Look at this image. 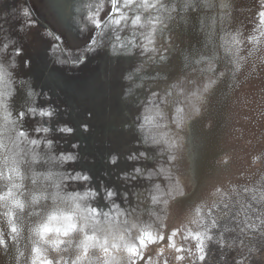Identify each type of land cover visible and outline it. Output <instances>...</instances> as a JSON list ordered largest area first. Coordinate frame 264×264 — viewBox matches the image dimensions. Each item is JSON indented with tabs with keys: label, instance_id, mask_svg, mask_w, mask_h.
Here are the masks:
<instances>
[{
	"label": "rangeland",
	"instance_id": "rangeland-1",
	"mask_svg": "<svg viewBox=\"0 0 264 264\" xmlns=\"http://www.w3.org/2000/svg\"><path fill=\"white\" fill-rule=\"evenodd\" d=\"M163 3L176 11L156 25L148 44L146 29L131 26L134 14L124 0L119 13L111 0H0V45L15 41L0 59L9 62L13 49H22L19 67L11 70L10 109L14 116L33 106L54 113L51 118L26 114L18 131L39 139L44 134L34 129L43 123L52 129L47 138L54 142V153L78 154L61 170L86 172L91 180L68 181L67 190H93L97 195L88 203L101 221L131 219L155 237L173 215L189 216L198 233L207 231L212 238L204 239V260L197 248L185 264H264V117L259 118L264 113V51L253 52L237 71L220 47L226 31L251 33L261 5L259 0ZM124 12L127 25L122 20L105 27L110 17L119 19ZM117 35L123 46L113 48ZM94 40L99 41L95 46ZM250 47L240 54L247 56ZM221 71L225 75L211 91L194 101L200 115L188 123V114H180L187 131L177 158L158 154L148 132L138 127L144 115L159 105L171 117L182 89L191 92ZM7 79L0 71V91ZM164 99L168 102L161 103ZM4 115L0 109V123ZM63 126L73 132H60ZM40 151L48 150L41 145ZM113 155L116 163L110 162ZM176 185L182 196L164 194ZM108 191L116 195L109 197ZM151 195H159L160 202L153 204ZM0 232L9 241L6 251L0 249V264H16L17 246L27 244V221L19 245L2 216ZM143 254L151 256L152 264H180L175 257L185 253L161 255L157 243Z\"/></svg>",
	"mask_w": 264,
	"mask_h": 264
},
{
	"label": "clouds",
	"instance_id": "clouds-1",
	"mask_svg": "<svg viewBox=\"0 0 264 264\" xmlns=\"http://www.w3.org/2000/svg\"><path fill=\"white\" fill-rule=\"evenodd\" d=\"M261 9L258 12L259 22L254 26L251 33L244 36L242 32L226 31L220 37V47L228 54V63L235 70H239L241 62L245 61L253 52L264 51V0H259ZM124 6V4H123ZM191 6V5H189ZM133 16L131 26H139L146 29L144 39L148 44L153 42V34L156 25L164 21L176 11L175 6H167L163 0H132L128 5ZM148 14L145 16V14ZM137 17L139 20L137 21ZM127 25V12L121 14ZM120 25L115 19L109 18L105 27ZM117 43L113 48L121 46L120 37L116 36ZM15 43L9 40L0 45V54L8 52ZM248 48L247 56L240 53ZM147 47V45H143ZM14 55L9 62L0 59V71L7 76L0 91V109H3L4 121L0 123V216L10 229L11 240L19 245L22 238L25 221H27V244L16 248V264H107L112 257H118L123 253L125 242L133 243L143 225L131 219H121L109 223L101 221L98 214H94L96 208L88 203L90 198L97 195L93 190L85 188L83 191H68L67 182H87L91 177L80 171L64 172L61 169L68 163H74L78 159L75 152L56 154L52 150L54 142L48 139L52 131L50 126L39 124L34 131L44 135L30 138L27 131H18V124L25 115L41 116L47 113V118L53 117V111L48 108L38 109L29 107L27 111H20L14 116L9 106L11 96L14 94L11 87L12 69L18 68L16 59L22 55V49H13ZM112 54H116L112 52ZM25 60V67L28 66ZM214 71V66L210 69ZM225 75L224 71L209 75L198 88L191 92L181 90V98L176 102L171 115L161 109L159 105L152 114H145L139 129L148 132L147 139L154 146H158V154H170V159L175 160L183 149L184 133L187 131L185 123H180V114H188L187 122L190 123L200 115L201 107L194 103L200 97L209 93L211 89ZM31 95V93H29ZM155 95V94H154ZM167 99L161 103H167ZM86 129V126H84ZM71 129L72 131H65ZM60 132L72 133L73 129L68 126L59 128ZM23 145V147H21ZM41 145L47 151H40ZM78 144L72 147L78 148ZM173 149L175 153L173 154ZM118 157H110L111 163H116ZM37 165H44L43 170H37ZM27 187H26V183ZM109 197L116 195L114 191H108ZM93 210L90 212L89 210ZM96 236V240H89V236ZM109 248L105 253L101 245ZM114 245H119L121 251L117 252ZM9 241L4 239V232H0V249L7 250ZM87 253V254H85Z\"/></svg>",
	"mask_w": 264,
	"mask_h": 264
},
{
	"label": "snow or ice",
	"instance_id": "snow-or-ice-1",
	"mask_svg": "<svg viewBox=\"0 0 264 264\" xmlns=\"http://www.w3.org/2000/svg\"><path fill=\"white\" fill-rule=\"evenodd\" d=\"M132 2V0H124V7H128V5ZM120 0H111V5L112 8L115 9L118 13L120 12ZM24 15L28 16L29 13L27 10L24 11ZM139 20V17H137V21ZM122 19H115V23L116 24H121ZM94 23L96 24L97 27H101V23L100 21H94ZM102 35V34H101ZM99 43L98 40H94L92 41V44L95 46ZM123 46V45H121ZM91 50V49H89ZM80 57L77 56L75 57V61H79ZM41 116L46 117L47 113L41 112L40 113ZM178 120L180 123H184V118L182 115H179ZM65 131H72L71 129H66ZM161 173H164L166 170L165 169H161L160 170ZM137 173H140L141 170L140 169H136ZM149 177H151V173L148 174ZM156 192L159 193L160 192V188L159 185L156 186ZM165 195L172 197V196H182L184 193L182 191H180V188L178 185L176 186H170L169 190L164 193ZM110 196V194H108ZM151 201L153 204H158L160 202V197L159 195H151ZM90 212H92L93 210H89ZM197 215H199L200 213V209L198 208L197 210ZM211 211V210H209ZM94 214H98L97 210H95ZM107 215V214H105ZM195 222V221H194ZM211 226L213 228L216 227V220H212L211 222ZM178 234L177 231H173L169 237H165L163 235H160L159 232H157L156 236L154 237L153 234L148 231L147 228H142L139 232H137L136 238L134 239L133 243H127L125 242L123 245V253H127L126 256H122L119 259L117 257H112L110 260L107 261V264H121V260L124 261V264H138V262H144V264H152V258L151 256H145L143 254L144 250H146L149 247V244L152 245H156L158 242L160 241H165L167 239V241L169 242L170 246L176 251V252H184L185 249L182 247H178L176 245V243L174 242L175 236ZM212 237L210 235L207 234V231H205L204 233H196V235L194 236V239L197 242V248L200 252V256L199 259L200 260H204L205 256H204V239H208L210 240ZM89 240H96L97 237L96 236H89L88 237ZM107 244V240H105L104 245H101L102 250L105 253H108L110 250L109 248H107L105 245ZM114 247L116 248L117 252L121 251V247L119 245H114ZM190 251V250H188ZM87 254V253H85ZM161 255H163V253H160ZM177 260H183L184 257L183 256H176L175 257ZM48 264H51V262L49 261ZM164 264H167V261L164 262Z\"/></svg>",
	"mask_w": 264,
	"mask_h": 264
},
{
	"label": "bare ground",
	"instance_id": "bare-ground-1",
	"mask_svg": "<svg viewBox=\"0 0 264 264\" xmlns=\"http://www.w3.org/2000/svg\"><path fill=\"white\" fill-rule=\"evenodd\" d=\"M177 207L172 208L176 210ZM193 220L188 216L183 215H173L172 219L166 224L165 229L160 235L165 236L166 238L170 236L173 231H177L178 234L175 236L174 242L178 247L185 249L184 251V261L178 260L177 263L185 264V260L189 259L192 252L197 249V242L194 239L197 230L192 227ZM158 248L160 253H167L171 258H174L175 255L181 252H176L169 244L167 239L165 241L158 242ZM190 250V251H188Z\"/></svg>",
	"mask_w": 264,
	"mask_h": 264
},
{
	"label": "built area",
	"instance_id": "built-area-1",
	"mask_svg": "<svg viewBox=\"0 0 264 264\" xmlns=\"http://www.w3.org/2000/svg\"><path fill=\"white\" fill-rule=\"evenodd\" d=\"M263 105H264V103H262ZM261 104V105H262ZM259 110V109H258ZM259 114V113H258ZM264 117V113H263V115L261 116L260 114H259V118H263Z\"/></svg>",
	"mask_w": 264,
	"mask_h": 264
}]
</instances>
